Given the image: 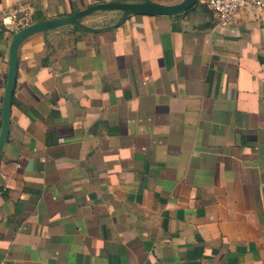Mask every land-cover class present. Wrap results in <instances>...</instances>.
Returning a JSON list of instances; mask_svg holds the SVG:
<instances>
[{"label": "crops", "instance_id": "obj_1", "mask_svg": "<svg viewBox=\"0 0 264 264\" xmlns=\"http://www.w3.org/2000/svg\"><path fill=\"white\" fill-rule=\"evenodd\" d=\"M0 0L28 24L94 4ZM94 10L17 50L2 264H264V24ZM0 26V127L9 48Z\"/></svg>", "mask_w": 264, "mask_h": 264}, {"label": "water", "instance_id": "obj_2", "mask_svg": "<svg viewBox=\"0 0 264 264\" xmlns=\"http://www.w3.org/2000/svg\"><path fill=\"white\" fill-rule=\"evenodd\" d=\"M196 0H182L180 3L174 5H158L149 1L140 3H105V4H94L90 7L72 13L68 16L57 18L50 21H42L37 23L28 24L25 27L16 31L13 35L10 48H9V61H8V72H7V84L6 90L3 97L2 104V119L0 127V157L2 152L3 144L6 140L8 129H9V113L10 105L12 101V95L16 81V67H17V50L20 43L29 35L45 31L50 28H54L64 24H76V20L84 15L89 14L94 10H122L123 16L119 23L124 17L130 13L138 14H149V15H174L188 10L194 5Z\"/></svg>", "mask_w": 264, "mask_h": 264}, {"label": "built area", "instance_id": "obj_3", "mask_svg": "<svg viewBox=\"0 0 264 264\" xmlns=\"http://www.w3.org/2000/svg\"><path fill=\"white\" fill-rule=\"evenodd\" d=\"M206 6L216 18L217 25H235L242 14L264 24V0H196ZM28 8L18 5L1 15L0 26L9 32H16L28 25ZM2 264V262H0Z\"/></svg>", "mask_w": 264, "mask_h": 264}]
</instances>
